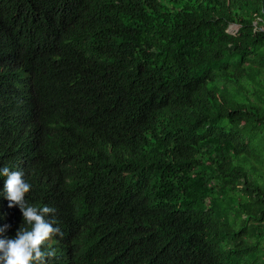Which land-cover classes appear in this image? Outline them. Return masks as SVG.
Wrapping results in <instances>:
<instances>
[{
	"label": "trees",
	"instance_id": "trees-1",
	"mask_svg": "<svg viewBox=\"0 0 264 264\" xmlns=\"http://www.w3.org/2000/svg\"><path fill=\"white\" fill-rule=\"evenodd\" d=\"M30 31L54 33L57 62L60 47L69 61L85 57L118 98L116 152L53 139L28 158L32 167L51 154L60 175L29 176L28 204L91 202L62 216L55 208L70 246L102 257L123 237L139 258L153 250L166 263L264 264V0H0L1 62L17 65ZM33 64L22 60L63 81L55 64ZM65 87L75 98L96 94L74 79ZM0 158L24 164L2 130ZM4 188L0 179V222L20 229Z\"/></svg>",
	"mask_w": 264,
	"mask_h": 264
},
{
	"label": "clouds",
	"instance_id": "clouds-1",
	"mask_svg": "<svg viewBox=\"0 0 264 264\" xmlns=\"http://www.w3.org/2000/svg\"><path fill=\"white\" fill-rule=\"evenodd\" d=\"M32 32L23 34V42L16 49L17 65L0 61V130L11 154L20 157L24 163L10 166L8 159L0 158V179L5 182L8 207L18 206L24 219L20 229L13 224L0 222V264H48L50 261L52 264H181L175 255L176 259L167 263L165 259H160L163 251L152 250V253L139 258L134 249L132 252L135 255L127 247L123 237L121 248H114L111 244L100 248L105 254L102 257H96L93 253L87 255L83 248L79 252L69 244L70 237L63 218L60 228L56 209L60 216L70 212L69 208L77 211L90 209L92 205L89 200L72 198L64 203L54 200V207L43 204L39 209L26 202V194L32 187L29 176L36 173L41 183H56L60 179L49 163L53 159L51 154L38 158L32 167L29 166L28 158L38 146L55 144L53 139H57L59 145L68 148L78 143H83V146L99 143L108 153L118 149L110 133L114 117L111 110L118 98L103 88L100 83L103 76L93 74L85 57L70 61L63 58L61 47L59 57L64 63H58L57 36L47 32L40 37ZM3 57L4 51L0 53V60ZM24 57L33 59V65L38 68L55 64L64 76L63 81H58L53 75L25 68L22 65ZM93 77H97L99 82L93 81ZM70 79L95 92V96L73 97L65 87ZM99 83L101 85L97 88ZM86 101L92 102V106L81 107ZM3 219L5 217L0 213V221ZM127 239L129 241V237Z\"/></svg>",
	"mask_w": 264,
	"mask_h": 264
}]
</instances>
